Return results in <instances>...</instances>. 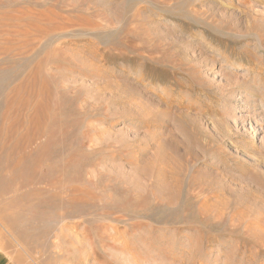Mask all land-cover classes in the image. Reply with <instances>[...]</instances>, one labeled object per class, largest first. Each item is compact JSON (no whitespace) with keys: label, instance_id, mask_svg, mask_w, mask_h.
Segmentation results:
<instances>
[{"label":"rangeland","instance_id":"1","mask_svg":"<svg viewBox=\"0 0 264 264\" xmlns=\"http://www.w3.org/2000/svg\"><path fill=\"white\" fill-rule=\"evenodd\" d=\"M188 150L232 196L169 203L151 162ZM259 207L264 0H0L1 250L27 264H264Z\"/></svg>","mask_w":264,"mask_h":264},{"label":"bare ground","instance_id":"2","mask_svg":"<svg viewBox=\"0 0 264 264\" xmlns=\"http://www.w3.org/2000/svg\"><path fill=\"white\" fill-rule=\"evenodd\" d=\"M109 33H112V32H109ZM189 128H192V126L189 125ZM27 139H31V138H27ZM28 143H30V142H28ZM204 147H205L204 154H207L206 150L209 146L204 144ZM201 152H203V151H200L198 153L192 152L190 150L186 151L185 154L183 155L182 163L177 164L176 167L174 164H168L167 163V165H166L167 167H165V168L163 167L162 169H157L159 165L165 164V162H166L165 159H154V160H152L151 164L154 167V172H155V176L153 178V183H155V184H157L158 182L162 183V185L164 186V188L167 191L166 196H167V200L169 201V203H171V202L172 203H174V202H176V203L177 202H180V203L195 202L198 204L201 202H205L211 194L212 195L213 194H217V195L222 194L223 198L225 199V196H232V194L234 193L233 192L234 187H232V183H229L226 180L222 186H220L214 190V189H212L211 184H210V179H211L210 175H208L205 180H200L198 178L197 175H198V173H200V170L197 167V164H198V162L202 161V159H201L202 153ZM203 156H206V155H203ZM222 175L225 177L224 174H222ZM184 177H187V181H186L185 185L183 183ZM56 178L58 179L59 177L57 176ZM240 184H241L240 181H238L237 184H235V185H237V187L239 189H245V191H248V194H252L251 197H248V200L252 201L253 196L255 198H257V196L254 195V191H252L247 186H245V185L243 186ZM54 187H56V186H54ZM80 190H81V188L77 187V186L73 189V191H80ZM166 196H165V198H166ZM67 197H68V199H71V200H80L84 196L79 194V193H75V194L71 193V195L70 196L68 195ZM259 202H261L260 198H258V200L255 201L256 204H258ZM262 208L263 207H259V210L264 212L263 211L264 209H262ZM234 210H237V209H234ZM234 212L235 211H227L225 209L224 210H218V211L214 210V211H212V215L214 214V215H225V216L229 215L230 216ZM243 245H244V243H243ZM263 245H264V243H263ZM249 246H251V245H249ZM250 252H251V250H250ZM253 255H255V254L253 253Z\"/></svg>","mask_w":264,"mask_h":264},{"label":"crops","instance_id":"3","mask_svg":"<svg viewBox=\"0 0 264 264\" xmlns=\"http://www.w3.org/2000/svg\"><path fill=\"white\" fill-rule=\"evenodd\" d=\"M0 264H27L17 256L9 255L0 249Z\"/></svg>","mask_w":264,"mask_h":264}]
</instances>
